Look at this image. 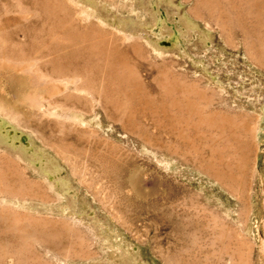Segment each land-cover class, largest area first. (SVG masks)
<instances>
[{"label": "rangeland", "instance_id": "374dc122", "mask_svg": "<svg viewBox=\"0 0 264 264\" xmlns=\"http://www.w3.org/2000/svg\"><path fill=\"white\" fill-rule=\"evenodd\" d=\"M0 264H264V0H0Z\"/></svg>", "mask_w": 264, "mask_h": 264}, {"label": "bare ground", "instance_id": "6f19581e", "mask_svg": "<svg viewBox=\"0 0 264 264\" xmlns=\"http://www.w3.org/2000/svg\"><path fill=\"white\" fill-rule=\"evenodd\" d=\"M61 78H62V77H61ZM67 79H68V78H67ZM68 80H69V79H68ZM71 80L74 81V82L76 81V79H74V80H73V79H70V80H69V83H70ZM46 81H47V80H46ZM62 81H64V83L67 82V81H65V79H62ZM44 83H45V82H44ZM69 83L67 82L66 84H69ZM42 84H43V83H42ZM70 84H71V83H70ZM74 84H75V83H74ZM74 84H73V85H74ZM38 85H39V84H38ZM62 86H64V85H62ZM62 86H61V87H62ZM64 87H66V86H64ZM64 89H65V88H64ZM163 90H164V89H163ZM69 91H70V90H69ZM35 93H36V92H35ZM64 93H65V92H64ZM64 93H63V94H64ZM66 93H67V91H66ZM61 94H62V93H61ZM68 94H69V93H68ZM68 94H66V95H68ZM38 95H39V94H38ZM39 96H40V95H39ZM75 96H76V95H75ZM71 98H72V97H71ZM71 98H70V100H71ZM73 98H74V97H73ZM78 98H79V97H78ZM38 99H39V98H38ZM63 99H64V98H63ZM100 99H101V98H100ZM53 100H54V99H53ZM67 101H68V100H67ZM47 102H48V101H47ZM105 102H106V101H105ZM179 102H180V101H179ZM186 102H187V101H186ZM188 102H189V101H188ZM188 102H187V103H188ZM103 103H104V102H103ZM182 103H183V102H182ZM182 103H181V104H182ZM189 103H190V102H189ZM185 104H186V103H185ZM55 105H56V104H55ZM72 105H73V104H72ZM85 105H86V103H85ZM172 105H173V104H172ZM187 105H188V104H187ZM187 105H186V106H187ZM189 105H190V104H189ZM192 105H193V102H192ZM192 105H191V106H192ZM41 106H42V105H41ZM51 106H52V105H51ZM73 106H74V105H73ZM77 106H78V105H77ZM81 106H82V105H81ZM105 106L107 107L108 105H105ZM175 106H177V105L175 104ZM178 106H179V109H180L181 107H183V106H180V104H179ZM186 106L184 107V108L186 109L185 111H187V109H188V108H186ZM195 107H196V106H195ZM114 108H115V107H114ZM177 108H178V107H177ZM60 109H62V108H60ZM108 109H109V108H108ZM193 109H194V108H193ZM195 109H196V108H195ZM181 110H182V109H181ZM105 111H106V110H105ZM111 111H112V110H111ZM188 111L190 112V110H188ZM196 111H197V110H196ZM196 111H195V112H196ZM114 112H116V111H114ZM175 112H176V111H175ZM183 112H184V111H183ZM192 112H193V114H195L194 111H192ZM198 112H199V111H198ZM186 113H187V112H186ZM189 115H191V113H190ZM175 116H176V115H175ZM196 116H197V115H196ZM203 116H204V115H203ZM176 117H177V116H176ZM190 117H191V116H190ZM59 119H60V118H59ZM180 119H181V118H180ZM10 120H11V119H10ZM178 120H179V119H178ZM211 120H212V119H211ZM63 121H64V120H63ZM63 121H62V122H63ZM66 121H67V120H66ZM66 121H65V122H66ZM197 121H198V120H197ZM65 122H64V123H65ZM179 122H180V121H179ZM60 123H61V122H60ZM73 123H74V122H73ZM199 123H200V121H199ZM123 124H124V123H123ZM200 124H201V123H200ZM208 124H209V123H208ZM61 125H62V124H61ZM63 125H64V124H63ZM192 125H193V124H192ZM192 125H191V126H192ZM68 126H69V125H68ZM198 126H199V125H198ZM64 128H65V127H64ZM66 128H68V127H66ZM231 128H232V127H231ZM74 129H75V128H74ZM68 130H69V129H68ZM77 131H78V130H77ZM80 131H81V130H80ZM66 132H67V131H66ZM81 132H82V131H81ZM51 133H52V132H51ZM53 133H54V132H53ZM68 133H69V132H68ZM46 145H47V144H46ZM68 145H69V143H68ZM63 146H65V145H63ZM60 147H61V146H60ZM55 148H56V147H55ZM61 150H62V149H61ZM61 150H60V151H61ZM58 151H59V150H58ZM62 151H63V150H62ZM68 151H69V150H66V151L64 150L63 152L67 154ZM70 153H71V152H70ZM61 154H62V153H61ZM60 156H61V155H60ZM66 156H69V154L66 155ZM70 156L72 157V154H70ZM61 157H62V156H61ZM64 159H65V161H66V157H65V155H64ZM69 159H71V158H69ZM72 159H73V157H72ZM67 162H68V159H67ZM69 163H70V162H69ZM69 163H68V164H69ZM70 164H71V163H70ZM72 165H73V164H72ZM74 167H75V166H74ZM72 169H73V168H72ZM206 169H207V168H206ZM207 170H208V169H207ZM74 171H75V169H74ZM79 171H81V170H79ZM213 172H214V170H213ZM72 173L75 174L74 172H72ZM82 173H83V172H82ZM209 173H210V172H209ZM209 173L206 172V174H209ZM214 174H216V173L214 172ZM78 175H79V174H78ZM82 176H83V175H82ZM82 176H81V177H82ZM84 176H85V175H84ZM85 178H86V176H85ZM214 178H215V177H214ZM82 180H83V178H82ZM86 180H87V179H86ZM79 181H80V180H79ZM84 181H85V180H84ZM87 181H88L87 183L85 182L86 184L89 183L90 179L87 180ZM89 184H91V183H89ZM80 185H82V183H80ZM83 185H84V186H83ZM83 185H82V186L85 187L84 182H83ZM91 186H92V184H91L90 186H88V187H91ZM86 188H87V186H86ZM88 190H91V188H90V189L88 188ZM92 191H93V190H92ZM94 193H95V192H94ZM103 194H104V193H103Z\"/></svg>", "mask_w": 264, "mask_h": 264}]
</instances>
